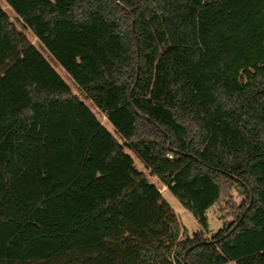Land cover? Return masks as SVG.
Here are the masks:
<instances>
[{"label":"trees","instance_id":"obj_1","mask_svg":"<svg viewBox=\"0 0 264 264\" xmlns=\"http://www.w3.org/2000/svg\"><path fill=\"white\" fill-rule=\"evenodd\" d=\"M5 1L0 264H264V0Z\"/></svg>","mask_w":264,"mask_h":264},{"label":"rangeland","instance_id":"obj_2","mask_svg":"<svg viewBox=\"0 0 264 264\" xmlns=\"http://www.w3.org/2000/svg\"><path fill=\"white\" fill-rule=\"evenodd\" d=\"M1 3L7 5L5 0H0ZM10 9V7H9ZM11 17H14V13H11ZM28 37L30 40L41 50V52L47 57V59L52 63V65L57 69V71L60 73V75L66 80V82L71 86L72 90L76 93H78L83 100L86 102V104L95 112V114L99 117L101 122L106 125V127L120 140L121 136L119 133L116 132L115 128L112 126V124L106 119V117L103 115L101 110L94 104V102L86 98L84 93L80 90L78 84L73 80V78L67 73V71L61 66V64L54 58V56L51 55V53L45 48V46L35 37V35L32 33V31H26ZM125 150L133 157L135 161V165L138 169L144 171L148 179L155 183L160 191L163 192L164 197L166 200L171 204L175 212L177 213L179 217V224L180 227L184 233L185 230L189 234H191L193 231L197 230L199 228V222L197 219L193 216V214L186 209L183 204L172 194L170 190L167 189L165 185L159 180L158 176L156 174H151L150 170L146 167L143 160L139 157L137 152L132 149L126 147ZM208 223H209V230L211 233L218 231L223 226V221L221 219L222 212L220 211V207L218 205H214L211 207L208 212ZM225 264H237L235 261L229 260Z\"/></svg>","mask_w":264,"mask_h":264},{"label":"crops","instance_id":"obj_3","mask_svg":"<svg viewBox=\"0 0 264 264\" xmlns=\"http://www.w3.org/2000/svg\"><path fill=\"white\" fill-rule=\"evenodd\" d=\"M6 2V1H5ZM7 3V2H6ZM0 4L3 6V8L11 15V13L13 14L14 13V11H13V9L11 8V6L8 4V6L10 7V9H9V7H7V5H5V4H3V3H1L0 2ZM103 115L106 117V115L103 113ZM106 119H107V117H106Z\"/></svg>","mask_w":264,"mask_h":264}]
</instances>
